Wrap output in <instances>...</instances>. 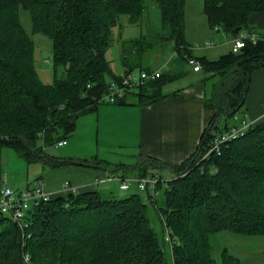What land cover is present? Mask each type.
Wrapping results in <instances>:
<instances>
[{"label": "trees", "instance_id": "16d2710c", "mask_svg": "<svg viewBox=\"0 0 264 264\" xmlns=\"http://www.w3.org/2000/svg\"><path fill=\"white\" fill-rule=\"evenodd\" d=\"M154 1L168 29L163 39L174 40L183 61L188 51L202 64L205 102L215 114L198 149L176 165L146 156L149 161L136 178L157 173L149 164L168 166L174 175L167 179L158 173L155 188L142 189L145 193L89 190L53 196L28 210L25 227L0 209V264H217L211 241L215 232L264 236V119L206 155L215 136L237 123L236 114L246 117L251 73L264 67V31L256 43L248 40L239 51L230 47L210 58L188 47L193 42L184 35L186 0ZM204 1L210 28L219 25L231 36L254 28L250 13L264 9V0ZM21 6L30 10L34 31L53 40L52 81L39 75ZM145 8V0H0V143L28 161L107 165L98 156L62 157L44 147L68 139L78 115L105 102L110 79L120 76L106 54L114 27L120 15L135 21ZM124 64L125 71L134 69ZM171 78L161 72L134 90L142 101H153L164 95ZM152 206L165 222L171 255L153 225ZM222 261L239 264L226 248Z\"/></svg>", "mask_w": 264, "mask_h": 264}, {"label": "crops", "instance_id": "0c3cea01", "mask_svg": "<svg viewBox=\"0 0 264 264\" xmlns=\"http://www.w3.org/2000/svg\"><path fill=\"white\" fill-rule=\"evenodd\" d=\"M206 21L209 25L207 18ZM249 24L264 31V9L251 12ZM221 34L223 40L230 37L225 32ZM172 41L173 48L170 51L169 45L166 47L169 53L164 61L145 63L140 67L134 66V69L160 68L172 77L167 83L180 79L177 86L166 89V83L164 95L153 101H142L134 90L127 94L124 101L99 103L78 115L75 129L57 153L47 151L62 157L98 156L107 165L74 161L50 165L40 160L28 161L14 147L0 143V199L4 185L21 191L38 184L39 178H43L45 189L54 197L63 193L65 182L76 186L78 192L100 190L106 194L115 193L113 188L117 186L122 189L121 179L128 176L118 170L113 171L115 167L140 171L141 166L149 161L146 156L158 158L168 165L180 164L188 159L198 149L215 110L205 102L204 73L194 70L188 61L174 55ZM228 45L230 48V43ZM227 50H211L214 56L208 57L215 58ZM154 54L160 55L159 51ZM180 60L185 64L183 67H179ZM126 68L124 64L121 71L113 70L121 74ZM244 112L253 124L264 119V67L251 73ZM149 167L167 179L174 175L168 166L155 168L149 164ZM130 176L136 177L138 174ZM131 187L137 190V182H132Z\"/></svg>", "mask_w": 264, "mask_h": 264}, {"label": "rangeland", "instance_id": "374dc122", "mask_svg": "<svg viewBox=\"0 0 264 264\" xmlns=\"http://www.w3.org/2000/svg\"><path fill=\"white\" fill-rule=\"evenodd\" d=\"M145 2L146 8L138 20L131 21L128 14H122L120 15L119 23L114 27L112 41L106 54L112 68L115 70L121 71L124 62L132 64L135 67H140L142 64L145 65V63H160L166 59L169 50L171 51L173 48L172 39L167 37L163 39L164 36H167L168 29L163 25L159 5L154 0H145ZM204 4V0H186V26L184 35L188 41L193 43H203L208 39L215 40L217 43L215 46L198 50L207 56H214L210 52L211 50L213 52L216 50L224 51L229 49V45L224 42L220 31L211 30L209 25L205 23L207 22V17L204 11ZM20 16L24 27L35 42V57L39 75L44 81H52L54 78L53 40L41 31H34L31 12L28 8L21 6ZM136 39L139 40L135 42L134 40ZM168 45L169 50L166 48ZM155 51H159L160 55H155ZM179 62H181L179 63V67L185 65L182 60ZM169 68H165V70L167 71ZM180 82V79L170 81L166 84V89L174 88ZM135 96L133 95L132 97ZM60 146L62 145L53 143L45 147V150L57 153ZM117 172L123 173L125 176L127 174V178H129L131 177L130 174H140L141 170L130 171L120 168ZM131 181L136 182L135 180ZM164 187L165 184L161 190L162 192H164ZM137 188L145 193V190ZM113 190L118 195H125L135 189L134 187L119 189L115 186ZM162 192L158 195L162 196ZM150 211L153 225L159 232L167 254L171 255V240L165 222L156 206L150 207ZM211 241L213 244V255L216 258L217 264H223L222 252L224 248L238 258L239 264H264V236L261 234H241L231 230H221L212 234Z\"/></svg>", "mask_w": 264, "mask_h": 264}, {"label": "built area", "instance_id": "2783aa9c", "mask_svg": "<svg viewBox=\"0 0 264 264\" xmlns=\"http://www.w3.org/2000/svg\"><path fill=\"white\" fill-rule=\"evenodd\" d=\"M214 30L224 32L219 25H217ZM262 35L263 34L259 32L258 29L242 28L236 35H229L230 37L225 38L224 42L230 43L231 48L234 51H239L248 40H252L254 43H256L259 38L262 37ZM216 44L217 43L215 40L208 39L203 43L194 42L188 47L192 48L194 51H198L205 47L215 46ZM173 54L178 55L179 50L175 49ZM183 54L187 61L192 64L194 70H199L202 68V64L196 56L190 54L188 51H184ZM161 72L162 71L160 68L153 67L124 71L120 74L119 77L110 79L108 83V90L103 95L102 100H104L105 102H117L118 100L124 98L131 91L139 87V85H142L150 80L159 77L161 75ZM235 118L236 120H238L237 123L233 124L228 129L219 132L215 136L206 155L211 151H219L225 142L243 134L252 124V122L248 118L241 117L238 114L235 115ZM66 142L67 139H60L58 140L57 144L63 145ZM159 178L160 176L158 173H150L140 178H122L120 187L122 189H128L131 187V180H135L138 184V187L141 189H145L148 186L155 188ZM62 192V194L77 193L78 190L77 187L70 182H65ZM52 197V194L44 187L43 178L38 179V184L21 191L14 189L12 186L4 185L2 188V196L0 199V209L2 212L10 214L15 220L19 222L22 227H25L28 225L26 216L28 210L34 205L39 204L42 200H48ZM25 258L26 260L30 259L29 253L26 254Z\"/></svg>", "mask_w": 264, "mask_h": 264}, {"label": "water", "instance_id": "95a60500", "mask_svg": "<svg viewBox=\"0 0 264 264\" xmlns=\"http://www.w3.org/2000/svg\"><path fill=\"white\" fill-rule=\"evenodd\" d=\"M119 168H120L119 166L115 167L113 171H117V170H119Z\"/></svg>", "mask_w": 264, "mask_h": 264}]
</instances>
